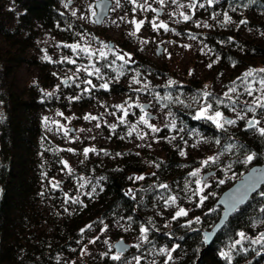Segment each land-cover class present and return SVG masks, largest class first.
I'll return each mask as SVG.
<instances>
[{"label": "trees", "instance_id": "trees-1", "mask_svg": "<svg viewBox=\"0 0 264 264\" xmlns=\"http://www.w3.org/2000/svg\"><path fill=\"white\" fill-rule=\"evenodd\" d=\"M196 1L202 3V10L207 9L208 13L236 14L246 21L244 16L255 14L256 20L249 23L264 37V0H213L211 4L208 0ZM61 2L0 0V9L7 8L0 14V36L15 49L14 54L5 57L0 49V264H70L73 248L86 233L87 225L104 228L116 222L125 223L139 239L131 244L128 256L150 259L148 264H264V242L251 243L264 229V185L231 215L210 245L206 246L203 234L221 216L222 206L217 204L220 194L250 167L264 161V135L259 133L257 126L249 128V120L235 116L233 127L225 124L221 129L204 116L197 118L200 105L208 103L213 113L206 115H213L215 111L228 114L240 107L250 116L264 117V109L249 111L247 107L260 95L248 96L243 83L237 80L248 69L229 75L223 81L225 92L234 86L233 81L236 82V92L229 93L231 100L224 94L216 99L213 95L204 99L203 89L195 83L156 85L152 88L154 93L149 95L169 114L174 128L177 127L176 131H171L169 126L162 130L161 135L167 141L164 154L126 149L109 164L90 161L82 155L83 168L79 173L91 174L100 183L96 199H79L80 203L70 211L71 195L66 197L64 190L53 187L56 189L54 203H50L44 215L41 202L51 198L43 186L44 177L48 181L55 176L58 167L63 165V157L57 144L47 146L48 138L42 142L40 111L64 105L53 91L55 86L66 82L56 83L44 67L43 83L33 84L26 97L9 83V77L13 62L28 60L23 52L37 27L58 31L66 45L77 43L79 35L88 30L61 8ZM7 18L14 24L7 26L4 23ZM209 35V43L221 57L220 69L232 64L241 67L248 58L264 67V40H230L228 32L218 30ZM217 38L226 44L218 46ZM93 59L102 74L114 81L130 78L135 68L142 64L139 58L135 63H125L115 55H94ZM251 68L257 69V66ZM117 90L129 89L120 85ZM199 139L214 145L215 162L202 164L209 153L180 155L184 152V140H192L193 144L199 143ZM253 153L254 159L245 162ZM52 166L56 171L49 170ZM196 169L202 173L190 176L189 173ZM212 170L214 174L203 179V175ZM137 176L145 178L136 180ZM197 179L202 181L201 185L195 183ZM162 184L168 187H159ZM198 188L203 191L198 192ZM173 196L178 205L195 209V217L199 220L166 217L165 201ZM201 196L206 197L203 202ZM141 227L148 231L142 234ZM241 232L247 239L233 248L235 241L241 239L238 235ZM126 235L120 231L113 238ZM221 252L229 253L231 259L222 257ZM106 253L98 256L96 264H128L127 256L111 259L120 254L114 249Z\"/></svg>", "mask_w": 264, "mask_h": 264}, {"label": "rangeland", "instance_id": "rangeland-1", "mask_svg": "<svg viewBox=\"0 0 264 264\" xmlns=\"http://www.w3.org/2000/svg\"><path fill=\"white\" fill-rule=\"evenodd\" d=\"M95 1L62 0L61 2V8L65 12L88 28L79 35V41L74 44H78L79 48L73 51L71 48L64 47L66 44L58 31L37 27L31 43L23 52L28 60L15 61L11 64L13 71L9 77V83L14 84L15 90L26 97L32 86L43 83L42 69L44 67L54 77L56 83L61 84L66 81V84L62 86H55L53 91L58 98L64 101V105L45 107L40 111L44 132L42 142L47 141L48 138L50 141L46 143L47 146L52 145L51 143L57 144L61 149L63 162L66 161L68 164V167H65L63 163L57 171L53 166L48 167L56 173L48 181L44 177L43 186L51 195L50 200L44 198L41 202L40 209L44 215L50 203H54L53 196L56 189L53 188V184L58 183L59 186L56 188H61L67 195H71L70 211L75 209V204L80 203L79 199L84 201L90 198L96 199L100 183L91 174L79 173V170L83 168L81 162L85 148L96 150L88 153V160H99L104 164H109L118 158L117 154H121V150L126 149L143 153L151 152L157 155L164 154L167 141L161 135L162 130L169 126L171 131L173 129L176 131L177 127L174 128V125L169 122V114L150 97L149 94L154 93L152 88L156 85L159 86L169 81L177 84L195 83L203 89L202 93L210 92L213 95L212 98L216 99L225 93L223 81L229 75H237L251 68L252 65H256L257 69L264 68L248 58L241 67L232 64L230 67L220 69V54L209 43V38H211L209 34L217 30L226 31L231 38H238V40L263 41L264 37L259 34L258 29L249 23L256 20L255 14L244 16L247 24H240L239 22L244 18L236 14L231 16L229 13L227 15L231 17V22L226 23L225 14L208 13L207 9L202 10V3H197L196 0H175V3L173 0H163V3L161 0H135V3L131 0H120L119 6L116 0H113L114 4L110 14L98 25L93 22L94 17L91 15V11L96 12ZM159 9L162 10L161 14H157ZM0 10V14H3L7 8L3 7ZM185 15L190 19L185 21L183 18ZM133 19L144 21L135 36L130 34L135 31V25L131 23ZM4 23L10 26L14 24V21L7 18ZM153 23L166 24L169 30L165 31L163 28L154 30ZM144 41L147 42L144 43ZM215 42L218 46L226 44L219 38ZM85 47H88L90 52L83 54L81 49ZM0 49L3 57L15 53V49L10 48V42L2 36H0ZM101 52L105 56L124 55L128 63H135V60L139 58L142 64L138 69L135 68L130 78L110 80L102 74L100 67L93 59L94 55L101 56ZM45 56L50 59H44ZM31 59L34 61H29ZM69 60H74L75 63H70ZM209 64L212 65L211 68L208 67ZM97 68L100 70L99 75L95 74ZM136 80L139 83H136ZM87 81H91V84ZM105 83L108 84L107 89L101 87ZM120 85L129 90L118 91L117 88ZM254 93L260 95L259 91ZM75 97L79 99H73ZM42 98L40 96V99ZM147 103L150 107L143 111L138 106ZM117 105H122L123 109L117 108ZM203 106L205 104L200 105V107ZM145 112L153 115L151 118L148 116L146 118L150 124L159 129L158 132H153L147 125L140 122V117ZM209 112L213 113L210 109ZM88 114L98 119H84ZM238 115L247 120H258L260 123L257 127H264V117L250 116L240 107L231 113H223L224 118L232 120H235V116ZM97 124L100 126L97 127ZM113 125L115 127H112ZM233 126L234 124L230 125V127ZM199 140V143L193 144L192 140H184L185 155L202 156L204 153H209L207 159L212 157L214 145L208 141ZM69 149L73 151H68ZM200 172L202 173L201 170ZM77 200L79 202H74ZM180 208L187 211L186 216L180 217L181 220L192 221L194 219L195 209L188 208L186 205H178L177 201L175 204L169 203L167 206L165 204L164 215L174 216ZM120 231L127 235L113 238ZM261 233H264V229L256 239ZM118 239H125L130 244L139 240L135 231L123 222H116L106 228H97V226L88 228L78 241V245L73 248L74 253L70 264H96L100 254L112 249L116 251L114 243ZM129 250L120 254L127 256L128 264H136L135 256H128L131 252ZM150 261V259L140 260V264H148Z\"/></svg>", "mask_w": 264, "mask_h": 264}, {"label": "snow or ice", "instance_id": "snow-or-ice-1", "mask_svg": "<svg viewBox=\"0 0 264 264\" xmlns=\"http://www.w3.org/2000/svg\"><path fill=\"white\" fill-rule=\"evenodd\" d=\"M132 3H135V0H131ZM209 4H211L213 2V0H208ZM119 3H120V0H116V4L117 6H119ZM161 3H163V0H161ZM173 3H175V0H173ZM194 7V5H193ZM90 10H91V6H90ZM133 11H135V9H133ZM73 15H75V12H73ZM91 15L93 17H96V19L93 20L94 23H99L101 22L100 21V18L98 17L97 13L95 11H91ZM184 20L187 21L190 19L189 16L185 15L184 17ZM123 19V18H122ZM225 22L226 23H230L231 22V17H229L227 15V13H225ZM113 23H115V21H113ZM132 24L135 25V31L130 33L131 35L135 36L137 32L140 31V28L141 26L143 25L144 21H136L135 19H133L131 21ZM240 24H247V21L246 20H241L239 22ZM153 29L156 30L157 28H163L165 31H168V26L166 24H159V25H156L155 23H153L152 25ZM230 40L232 38H229ZM147 41H144V43H146ZM64 47H68V48H71L73 49V51H75L77 48H79V45H64ZM104 47H107V45H104ZM81 51L85 52V53H89L90 52V49L88 47H85L83 49H81ZM101 56L103 57L104 56V53L101 52ZM117 58L122 60V61H125V63H128L129 61H126L125 60V56L124 55H117ZM44 59L48 60L50 59L49 57L45 56ZM65 59H68V58H65ZM68 62L70 63H75L74 60H69ZM233 66H235V64H233ZM209 68L212 67L211 64L208 65ZM99 72L100 70L97 68L95 70V74L96 75H99ZM90 75L93 74V73H89ZM191 74V73H189ZM135 79V78H134ZM237 80H240L243 85H244V92L248 95V96H252L254 92H257L259 91L260 92V96L257 97L255 100L252 101L251 105H248V110L249 111H255L256 108H261V109H264V68H259V69H256V68H249L248 70H246L244 73L241 74L240 77H237ZM136 83H139L138 80L135 81ZM87 83L91 84V81H87ZM173 82L172 81H169V84H172ZM235 84L236 82L233 81V87L229 88L227 92L224 93V96L227 97L228 99H232L231 96L229 95V93H233V92H236V87H235ZM257 85L259 86L257 88ZM101 87L107 89L108 88V84L105 83V84H102ZM207 87V86H205ZM203 97L205 99H207L208 97H210L212 94L210 92H204L203 94ZM73 99H79V97H75ZM218 103H223V101H218ZM233 103H235V101H233ZM139 107H141L142 111H143V106H140L138 105ZM117 108H121L123 109V106L122 105H117L116 106ZM212 107V105L210 103L206 104L205 106L201 107L199 112L197 113V118H201L202 116H204L205 118L209 119V120H212L216 126L218 128H221L223 129L224 128V125L225 124H235L236 123V120H232V119H226L224 118L223 116V113L221 111H215L213 115H206V113L208 112V110ZM234 110V109H233ZM62 115V114H61ZM125 115H127V111H125ZM148 116V113L145 112L144 115H142L140 117V122L144 123L145 125H147L153 132H158L159 129L156 128L154 125L150 124L148 119L146 118ZM84 119L86 120H95V119H98L97 117L95 116H91L90 114L88 115H85ZM237 119H243V117L241 116H237ZM121 122H123V120H121ZM260 123V121L258 120H255V119H252V120H249L248 121V127L249 128H255L258 124ZM100 125L97 124V127H99ZM63 127V126H61ZM112 127H115V125H113ZM259 133L261 135H264V127H261L258 129ZM67 134V133H65ZM131 134V133H130ZM143 138V137H141ZM217 143H219V141H217ZM230 147V146H229ZM68 151H73L72 149H69ZM96 150L94 148H85L84 149V155L87 157L88 153L89 152H95ZM117 155H120L119 153ZM180 155H185L184 152H181ZM255 157V154H250L246 157V160L245 162H250L251 160H253ZM217 158L216 157H209L207 160L203 161L202 164L203 165H207L209 163V161L211 162H215ZM65 167H68V164L66 161L63 162ZM69 171H71V169L69 168ZM199 169H196L194 170L193 172L189 173L190 176H196L198 173H199ZM145 177L144 176H137L135 177L136 180H142L144 179ZM130 179H132V177H130ZM221 183H223V181H220ZM195 183L197 185H201L202 181L200 179H197L195 181ZM58 183L57 184H53V187H58ZM159 187L161 188H167L168 186L167 185H160ZM198 192H202L203 189L202 188H198L197 189ZM195 194V193H194ZM264 194V193H262ZM66 197H67V193L65 194ZM201 202H203L204 199H206V197L204 196H201ZM74 202H79L78 200L77 201H74ZM176 202V197H169L166 201H165V204L166 206L171 203V204H175ZM187 215V211L183 208H180L178 211L175 212L174 216H173V219H176L178 217H181V216H186ZM197 220H199V217L196 218ZM87 228H90L91 225H87L86 226ZM107 226H105L106 228ZM84 229H81V232H83ZM103 231V229H102ZM141 233H146L148 231L147 228L145 227H141L140 229ZM240 236L241 239L239 240H236L235 243L232 245V247L234 248L236 245L240 244L242 242V240L244 239H247V237L245 236V234L243 232L239 233L238 234ZM92 243H94L95 241H91ZM264 242V233H262L260 235V237H258L257 239H253L251 241V243H262ZM105 243H107V241H105ZM138 247V245H137ZM174 250V249H173ZM162 252L165 251L164 249L161 250ZM104 255H107V253H105ZM220 255L222 257H225L226 259H231L229 253L227 252H221ZM111 259L113 260H120L121 259V255L120 254H116V255H113L111 257ZM136 259V264H140V258L137 257L135 258ZM169 259H171V255H170V252H169Z\"/></svg>", "mask_w": 264, "mask_h": 264}, {"label": "water", "instance_id": "water-1", "mask_svg": "<svg viewBox=\"0 0 264 264\" xmlns=\"http://www.w3.org/2000/svg\"><path fill=\"white\" fill-rule=\"evenodd\" d=\"M113 0H96L95 8L98 17L100 18V25L104 19L110 14ZM162 10H157V14H161ZM96 19V17H94ZM162 48H160L161 50ZM159 50V51H160ZM66 82V81H64ZM150 104H143V109H148ZM148 117H153L148 114ZM215 171L206 172L203 179L214 174ZM264 185V161L260 164L253 165L245 173L242 174L232 185L226 188L219 196L217 204L222 206V213L218 221L212 228L204 231V242L206 246L210 245L215 239L218 232L225 226L231 215L242 205L260 190ZM117 252L122 253L130 249L131 244L125 239H118L114 243Z\"/></svg>", "mask_w": 264, "mask_h": 264}]
</instances>
